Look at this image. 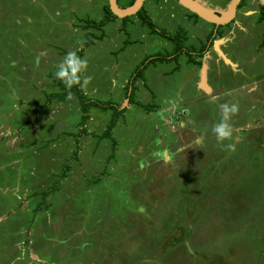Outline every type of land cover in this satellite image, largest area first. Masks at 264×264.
I'll use <instances>...</instances> for the list:
<instances>
[{
	"label": "rangeland",
	"instance_id": "obj_1",
	"mask_svg": "<svg viewBox=\"0 0 264 264\" xmlns=\"http://www.w3.org/2000/svg\"><path fill=\"white\" fill-rule=\"evenodd\" d=\"M84 1L0 0V264H264V26L242 18L251 39L237 29L226 48L230 60L245 56L249 75L224 72L219 81L232 90L222 104L239 105L231 119L236 150L226 151L229 141L218 144L212 133L219 102L195 96L189 56L156 61L132 81L147 57L173 52L138 16L95 32L101 4ZM152 3L146 11L159 29L191 30L187 22L166 26L171 11H150ZM201 22L187 48L200 50L208 39L210 24ZM87 34L105 39L87 46ZM69 51L88 61L86 97L126 109L113 129L114 150L102 137L113 110L91 107L81 125L75 93L48 102L65 90L54 73ZM177 64L186 67L173 76ZM254 79L260 83L249 94L241 86ZM182 96V116L164 107ZM169 145L180 147L173 162H157L153 153Z\"/></svg>",
	"mask_w": 264,
	"mask_h": 264
},
{
	"label": "crops",
	"instance_id": "obj_2",
	"mask_svg": "<svg viewBox=\"0 0 264 264\" xmlns=\"http://www.w3.org/2000/svg\"><path fill=\"white\" fill-rule=\"evenodd\" d=\"M33 1H37V3L39 2V0H33ZM132 1L133 0H127V6H125V7L130 6ZM152 1H155V2L152 3ZM203 1L208 3V5H210L211 7H219L221 9L222 8L225 9L226 6L229 3L228 2L229 0H216V1L203 0ZM84 2H86L89 5L90 4H95V3L101 4L100 6L96 5L95 9L100 7L102 12H103L102 18L101 17L100 18L103 19L105 17L104 8L108 4V2H109L108 0H85ZM249 2H250V4H253V3L255 4V2H253V3L251 1H249ZM249 2H247V3L249 4ZM148 3H152L150 5V11L153 8H154L155 11L157 9L159 11H162V12L166 11V10L171 11V16L174 19H172L170 21V24H165L164 23L166 26L177 27L178 28V27H182V25H181L182 23L185 24L187 22L188 28L191 27V30L190 29H183L184 31H186V38L185 39L187 40V42L190 41L192 43V40H189V37H190V35L192 33V30L194 28H195V31L193 33H195L197 31V29H200V28L203 27L202 24H201L202 23L201 21H204L208 25L210 24V23H208V21H205V20H203L201 18H198L196 20L192 19L191 21H189L186 17H188V15L191 14V12L186 7H184L178 0H145V2H144V8L145 9H147L146 8V4H148ZM72 7H76V6L72 5ZM136 16L137 15H135V19H136ZM253 17H255V21L254 22L257 23V25H256L257 27L260 28V26H264V21L260 20L261 14L258 12L257 6L255 7V6L251 5V6H249V8L247 10L244 7L239 9V11H238V13L236 14V17H235V22L231 23L229 26H224L222 28V31H223L222 37H218V38H223L224 37V39L219 40V44H220V42L223 43L222 45L220 44L222 53H221V51L219 52V51L216 50L217 47H218L216 45V43L218 41L215 40L214 44H213V49L211 48L209 50L208 54L204 58H198L196 55H194V56H196V57H194L195 58L194 59L195 62L194 63L193 62H188L192 66L196 67L195 78L191 79V82H193L194 86H195L194 93H195L196 97L209 98L211 103L215 104V103L219 102L218 104L220 106L222 104V101H223V100H221V98H223V96H226L227 94H231L232 93V90H224V88H223L224 86H222L221 83H219L220 78L222 77L224 72L230 73L232 76H238L240 73H243L245 76H247V78L249 80V75L247 74V71H246L247 59L245 58V56L244 55H240L236 60H230L229 56L227 54L226 48L228 46H231L233 44V42H234V39L237 38V37H235L237 35V29H239V30H241L243 32L242 35H244L246 37V39H251V35L249 33V31H250L249 21L246 22L242 18L249 19V18H253ZM177 18H179L181 20H177ZM100 20H96V21L93 20L94 25L96 23H99ZM118 20H121L122 23L124 24V21L121 18H117L116 20L111 21V22H115V21H118ZM175 20H177V21H175ZM111 22H109V23H111ZM82 23H85V22H82ZM212 27H213V25L210 24V33L207 36H209L211 34V32L213 31ZM139 28H141V27H139ZM94 31L98 32L95 27H94ZM142 37H144V35H142ZM103 39H105V36H104ZM159 41L162 43L163 46H165V50L164 51L172 52L173 47H172V45L171 46L169 45V42L166 40V38L159 39ZM205 43H206V40H205ZM258 49L262 50V51L264 50L263 42L260 44ZM164 63H166V62H164ZM205 65L207 66V68H206V71H205V79H204L205 80L204 81V85L205 86H204L203 85V69H204ZM215 66H216V68H214ZM185 67H186V65H184V66L180 65L178 67V64H177L176 67L171 70V71H173V76L176 75V74H182L184 72L183 70H184ZM114 69H116V68H114ZM165 75H166V72L163 73L164 77H165ZM212 77L214 79H216V83H214L213 79L211 81ZM147 83H148V81H147ZM259 83H260L259 79H254L250 83L242 84L241 87L247 93L251 94V90L252 89L257 91ZM139 86H141V84ZM145 86L147 87L146 84H145ZM151 87H155V86H151ZM183 99H184V96L180 97L179 100L173 101L171 104L166 105L164 107L168 111L170 110L169 112H171V113H172V110H174L175 108H177L178 110L182 109L179 112V116H182L181 115L182 112L184 110H186V108H185L186 105L184 104ZM163 101H166V99L163 98ZM189 114H190V112H188V114L186 112V116L187 115L189 116ZM176 120L180 121V117L179 118L177 117ZM187 121H188V119L185 121V125L184 124L181 125L182 129L185 128ZM170 122H171V125L173 127H175V128H177V126L178 127L180 126V125H177L174 122V119H172ZM166 125L169 128L171 126L170 123H166ZM170 130L175 132V130L172 129V128H170ZM181 132H183V131H181ZM181 132H180V134L176 133L179 136V141L181 140L182 135H183V137L186 136L185 134H183ZM184 141H186V139H184ZM181 142H182V140H181ZM156 145H164V144H163V141L161 140L160 143H158ZM170 146L172 147V149L170 148ZM178 146H179V144H178ZM173 148H174V146H172V145L166 146V149H168L172 154H174L176 151H178V149L180 147H178L177 150H174ZM157 151H155V152H157Z\"/></svg>",
	"mask_w": 264,
	"mask_h": 264
},
{
	"label": "trees",
	"instance_id": "obj_3",
	"mask_svg": "<svg viewBox=\"0 0 264 264\" xmlns=\"http://www.w3.org/2000/svg\"><path fill=\"white\" fill-rule=\"evenodd\" d=\"M133 2H134V0L131 2V5L133 4ZM104 10H105V17L99 23H96L94 25L96 29H103L106 26V24H108L109 22L114 21L118 18L115 15H113V13L111 12V10L109 8V4L106 5ZM137 16L140 18L143 25L149 27V29H150V31H152V33L159 34L160 36L174 42L175 51L171 55L167 54V56H163V54H161V55L158 54L155 56L147 57L141 63V65H139V67H137L135 74L131 76L132 81L133 80L136 81L137 78H144L143 76L145 73V69L148 66H150L151 64H154L156 61H171V60L176 61V60H178L180 55L187 54L189 56V62H194L195 60L192 58V56L194 54L199 55V56H204L208 52V50L211 47V45L213 44V42L218 37H222V35H223L222 32H219V33L212 32L208 36L206 43L202 45L200 50H195V49L190 50L184 44V32L182 30H180V32L172 35L171 33L167 32L166 30L159 29L158 26L156 25V23L151 19L149 13L146 11V9L144 7L138 12ZM127 20H128V17L123 19L125 24H126ZM260 20L264 21V7L263 6H261ZM91 36H94L93 38H95V39H92ZM87 38L88 39H86V44H87V46H89L94 40L103 39L104 35L102 34L101 36H95L93 34L92 35L87 34ZM263 44H264V41H263ZM57 81L59 83L61 82L59 80H57ZM129 84H130V89L128 86L127 96L130 100H132L136 89L133 86V84H131V82H129ZM61 86L65 90L59 94L49 95L48 96V102L52 101L53 99H58V100L60 99V101H61V100L67 99L68 94L75 93L80 99L81 111L83 113L81 125H85L87 120L89 119V109L91 107L99 108L102 111L113 110L111 122L109 123L108 127L105 129V132L103 133L102 137L111 139L112 144H113V150H114L116 148L117 142L113 136V129L116 126L119 118L122 117V115L125 113L126 109H120V106L117 104L107 103V102L105 103V102H101V101L88 99L86 97V95L83 93V91L81 90L80 85H74L70 89L66 88L65 85H63V84H61ZM150 106H148L147 108L149 109ZM82 130H84V128ZM83 132H85V130ZM112 155H114V153Z\"/></svg>",
	"mask_w": 264,
	"mask_h": 264
},
{
	"label": "clouds",
	"instance_id": "obj_4",
	"mask_svg": "<svg viewBox=\"0 0 264 264\" xmlns=\"http://www.w3.org/2000/svg\"><path fill=\"white\" fill-rule=\"evenodd\" d=\"M217 40V39H216ZM57 70L55 78L61 81L66 88H72L74 85L87 86L91 82V77L85 76L81 82V74L87 71L88 61L79 57L75 51H69L62 61L56 66ZM221 118L219 122L212 125V133L215 136L217 143L223 145L225 141H229L225 145L226 151H235L236 146L231 142L233 137V126L231 119L239 114V105L237 103H223L220 106ZM203 136L196 137L194 144L200 146L203 143ZM158 144L159 141H156ZM157 162L170 164L173 162V154L168 149H163L153 153ZM143 169L146 164L141 161L139 164Z\"/></svg>",
	"mask_w": 264,
	"mask_h": 264
},
{
	"label": "water",
	"instance_id": "obj_5",
	"mask_svg": "<svg viewBox=\"0 0 264 264\" xmlns=\"http://www.w3.org/2000/svg\"><path fill=\"white\" fill-rule=\"evenodd\" d=\"M184 7L191 12L197 14L200 18L208 21L216 26H226L230 24L236 17L238 7L243 0H230L225 9L218 7H211L203 0H178ZM145 0H134L133 4L128 7H120L118 0H109V8L113 15L124 19L135 16L142 9ZM264 7V0H259ZM221 43V42H220ZM219 42L216 43L218 45ZM207 66L203 69V83L205 79V71ZM128 102V101H127Z\"/></svg>",
	"mask_w": 264,
	"mask_h": 264
},
{
	"label": "flooded vegetation",
	"instance_id": "obj_6",
	"mask_svg": "<svg viewBox=\"0 0 264 264\" xmlns=\"http://www.w3.org/2000/svg\"><path fill=\"white\" fill-rule=\"evenodd\" d=\"M230 1V0H229ZM228 1V2H229ZM252 3L253 2H255V4L253 3V4H249V6H257V9H258V12L261 14V4H260V2H259V0H250ZM248 2V0H243L241 3H240V5H239V7H238V11H239V9H241L242 7H246V3ZM257 3V4H256ZM143 7H144V5H143ZM142 7V8H143ZM215 8V7H214ZM219 8V7H218ZM190 11V10H189ZM238 11H237V13H238ZM254 11V10H253ZM191 12V11H190ZM236 13V14H237ZM189 21H191L192 19H198V18H200L197 14H195V13H193V12H191V14H189L188 15V17H186ZM202 19V18H201ZM204 20V19H203ZM233 22H235V19L231 22V23H233ZM208 23H210V22H208ZM230 23V24H231ZM211 25H213V31L212 32H215V33H219V32H222L223 33V31H222V28L224 27V26H216L215 24H212V23H210ZM230 24H228V25H226V26H229ZM180 30H182L185 34H186V31H184L183 29H180ZM211 32V33H212ZM168 42L170 41V42H172L171 40H169V39H166ZM206 41H207V39H206ZM169 42V43H170ZM173 44H171L172 45V47H173V49H172V52H174L175 51V44H174V42H172ZM185 43H188L187 42V40L186 39H184V44ZM189 44V43H188ZM213 44H214V42H213ZM213 44L211 45V47L209 48V50L212 48L213 49ZM186 46V45H185ZM187 47V46H186ZM202 47V46H201ZM190 50H191V48H189ZM209 50H208V52H209ZM208 52L204 55V56H199V55H196V54H194V55H196L198 58H204L207 54H208Z\"/></svg>",
	"mask_w": 264,
	"mask_h": 264
}]
</instances>
